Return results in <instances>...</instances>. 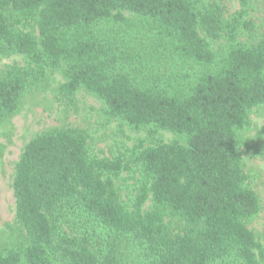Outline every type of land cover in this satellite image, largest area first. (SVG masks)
<instances>
[{
    "label": "trees",
    "instance_id": "obj_1",
    "mask_svg": "<svg viewBox=\"0 0 264 264\" xmlns=\"http://www.w3.org/2000/svg\"><path fill=\"white\" fill-rule=\"evenodd\" d=\"M259 4L0 0V58L22 60L0 76V125L58 75L59 97L71 103L83 90L153 143L134 148L139 187L126 203L115 185L131 170L124 155L90 156L74 128L36 135L12 184L21 238L0 246V264H128L116 241L132 264H264L248 227L262 202L244 153L251 116L264 122ZM166 218L189 229L170 233Z\"/></svg>",
    "mask_w": 264,
    "mask_h": 264
},
{
    "label": "rangeland",
    "instance_id": "obj_2",
    "mask_svg": "<svg viewBox=\"0 0 264 264\" xmlns=\"http://www.w3.org/2000/svg\"><path fill=\"white\" fill-rule=\"evenodd\" d=\"M232 10L238 8L233 1ZM254 17L264 19V5L259 4ZM12 64H22L18 56L0 58V76ZM62 80L52 75L39 88L27 93L21 112L8 123L0 125V246L16 244L21 238L19 227L15 223V199L12 184L15 166L25 146L36 135L53 128H74L83 131L87 136V148L90 156L112 159L124 155L130 163L128 172L115 180L120 199L130 203L139 187L140 173L138 166L132 162L134 148L152 146L145 132H134L119 121L109 119L105 106L94 96L79 91L71 103L66 102L56 93ZM251 128L244 133L246 170L252 186L262 202L259 217L248 227L256 240L264 244V122L256 114L251 116ZM164 143H170L174 136L161 132L158 136ZM150 201L146 202L147 211ZM165 224L170 233H184L189 227L181 220L166 218ZM99 245L103 247L97 236ZM120 246L123 259L132 264L131 249L125 241H116Z\"/></svg>",
    "mask_w": 264,
    "mask_h": 264
}]
</instances>
